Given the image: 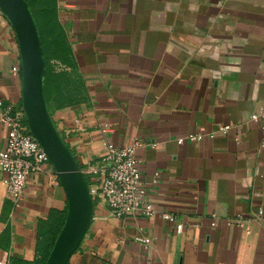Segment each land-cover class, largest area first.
Returning a JSON list of instances; mask_svg holds the SVG:
<instances>
[{"label": "crops", "instance_id": "crops-1", "mask_svg": "<svg viewBox=\"0 0 264 264\" xmlns=\"http://www.w3.org/2000/svg\"><path fill=\"white\" fill-rule=\"evenodd\" d=\"M40 2L54 9L68 46L56 70L82 84L77 103L46 104L55 131L88 187L105 142L139 141L135 159L154 211L120 219L92 201L65 264H264V120L250 121L264 111V0ZM15 111L24 113L23 76L0 9V116ZM219 126L228 134L205 135ZM196 133L203 140L177 143ZM5 143L0 122V149ZM4 178L0 170V264H38L47 251L41 226L67 211L58 174L51 164L31 173L18 196ZM237 218L243 227L230 223Z\"/></svg>", "mask_w": 264, "mask_h": 264}, {"label": "built area", "instance_id": "built-area-1", "mask_svg": "<svg viewBox=\"0 0 264 264\" xmlns=\"http://www.w3.org/2000/svg\"><path fill=\"white\" fill-rule=\"evenodd\" d=\"M18 70V66L12 67L13 72ZM25 120V114L21 111L0 116V122L6 128V143L0 149V170L5 175L3 183L7 193L16 196L23 193L31 173L41 172L44 166L50 164L47 154L29 133ZM261 120H264V111L261 115L254 114L250 117L253 123ZM261 127L264 130V124ZM102 132H107L106 126L103 127ZM228 132V126H219L215 132L205 135L213 139L216 134L225 135ZM203 138L204 135L201 133L187 134L179 137L177 143L184 141L196 143ZM103 146L98 180L88 187L92 201H103L115 218L150 217L154 211L151 203L146 199L147 189L141 181L140 168L135 159V150L140 146V142L134 141L126 146L105 142ZM260 147L264 148V141L261 142ZM262 215V210H259L257 219ZM162 218L174 221L169 215H162ZM230 223L243 227L241 218ZM181 229L182 225L177 224L176 233H180ZM139 241L149 244L150 239H139Z\"/></svg>", "mask_w": 264, "mask_h": 264}, {"label": "water", "instance_id": "water-1", "mask_svg": "<svg viewBox=\"0 0 264 264\" xmlns=\"http://www.w3.org/2000/svg\"><path fill=\"white\" fill-rule=\"evenodd\" d=\"M16 35L23 76V108L28 129L47 154L67 199L64 225L46 264H65L80 243L92 216V199L82 172L55 131L43 98L44 62L33 18L24 0H0Z\"/></svg>", "mask_w": 264, "mask_h": 264}, {"label": "trees", "instance_id": "trees-1", "mask_svg": "<svg viewBox=\"0 0 264 264\" xmlns=\"http://www.w3.org/2000/svg\"><path fill=\"white\" fill-rule=\"evenodd\" d=\"M24 1L28 5L40 41L44 62L43 98L45 104L52 100L57 108L73 105L81 99L79 93L82 90V84L77 78L69 77L64 71L58 72L55 63L52 62L64 64L60 55H66L69 52L64 32L54 20V9L43 5L40 0ZM69 81H71V85H69ZM69 86L71 92L68 90ZM66 213V209L62 212H51L48 221L41 226V238L46 243L47 251L38 264H46L47 257L64 225Z\"/></svg>", "mask_w": 264, "mask_h": 264}]
</instances>
